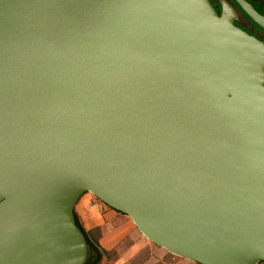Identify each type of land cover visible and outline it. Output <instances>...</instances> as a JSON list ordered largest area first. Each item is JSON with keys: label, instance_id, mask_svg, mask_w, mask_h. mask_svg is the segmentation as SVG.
Wrapping results in <instances>:
<instances>
[{"label": "water", "instance_id": "1", "mask_svg": "<svg viewBox=\"0 0 264 264\" xmlns=\"http://www.w3.org/2000/svg\"><path fill=\"white\" fill-rule=\"evenodd\" d=\"M234 16L0 0V264H86V192L176 256L264 264V41Z\"/></svg>", "mask_w": 264, "mask_h": 264}, {"label": "rangeland", "instance_id": "2", "mask_svg": "<svg viewBox=\"0 0 264 264\" xmlns=\"http://www.w3.org/2000/svg\"><path fill=\"white\" fill-rule=\"evenodd\" d=\"M75 213L93 247L86 264H130L134 256H139L134 259L139 264L147 254L160 260L157 254L162 247L142 235L128 215L111 208L91 192L81 196ZM103 238L106 247L100 242Z\"/></svg>", "mask_w": 264, "mask_h": 264}, {"label": "flooded vegetation", "instance_id": "3", "mask_svg": "<svg viewBox=\"0 0 264 264\" xmlns=\"http://www.w3.org/2000/svg\"><path fill=\"white\" fill-rule=\"evenodd\" d=\"M219 14H222L227 6L235 12L234 23L264 41V27L251 18L249 13L237 0H210ZM256 12L264 16V0H246ZM92 253V252H91ZM92 255V254H91ZM90 255V257H91Z\"/></svg>", "mask_w": 264, "mask_h": 264}, {"label": "crops", "instance_id": "4", "mask_svg": "<svg viewBox=\"0 0 264 264\" xmlns=\"http://www.w3.org/2000/svg\"><path fill=\"white\" fill-rule=\"evenodd\" d=\"M106 239L100 240L102 245H104ZM104 247H106L104 245ZM111 249V248H107ZM157 254L160 257V260L156 259L152 254L146 255L143 259H141V262L139 264H199L197 262L176 256L170 252H168L166 249L162 248V250L158 251ZM139 257V256H137ZM136 256L132 257V260H130V264H136L134 262V259L137 258Z\"/></svg>", "mask_w": 264, "mask_h": 264}, {"label": "trees", "instance_id": "5", "mask_svg": "<svg viewBox=\"0 0 264 264\" xmlns=\"http://www.w3.org/2000/svg\"><path fill=\"white\" fill-rule=\"evenodd\" d=\"M75 215H76V214H75ZM76 221H77V224L79 225V227L83 230V232H84V234H85V236H86V239H87V241H88V244H89V246H90L91 252H92V250H93L92 244H91V242H90V240H89V238H88V236H87V233L85 232L84 228L81 226V224H80L79 221L77 220V216H76Z\"/></svg>", "mask_w": 264, "mask_h": 264}]
</instances>
